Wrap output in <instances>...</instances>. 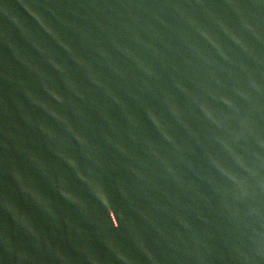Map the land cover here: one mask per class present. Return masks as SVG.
I'll use <instances>...</instances> for the list:
<instances>
[{
    "label": "water",
    "instance_id": "water-1",
    "mask_svg": "<svg viewBox=\"0 0 264 264\" xmlns=\"http://www.w3.org/2000/svg\"><path fill=\"white\" fill-rule=\"evenodd\" d=\"M0 264H264V0H0Z\"/></svg>",
    "mask_w": 264,
    "mask_h": 264
}]
</instances>
